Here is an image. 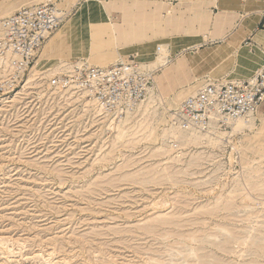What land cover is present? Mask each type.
Instances as JSON below:
<instances>
[{"label":"rangeland","instance_id":"rangeland-1","mask_svg":"<svg viewBox=\"0 0 264 264\" xmlns=\"http://www.w3.org/2000/svg\"><path fill=\"white\" fill-rule=\"evenodd\" d=\"M50 2L0 0V22L25 8L51 9V4L55 16L62 18L53 30H15L12 48L20 59L14 72L5 78L0 74V238L5 240L0 264H264V208H246L239 200L255 186L250 196L264 203V98H255L254 125L243 132L224 121L236 116L233 110L217 113L221 119L215 124L227 134L219 147L189 145L185 136L174 137L169 128L173 122L200 128L209 122L203 105L212 88L188 99L182 97L183 89L204 82L224 92L232 80H243L239 73L245 67L237 64L236 52L219 62L228 54L227 44L212 43L194 53L185 47L187 35L152 40V29L125 27L124 20L130 26V20L138 19L131 10L120 21L112 10L124 8H108L103 0L116 27V50L98 0ZM65 26L66 46L60 50L70 61L82 62L76 67L80 86L87 85L95 66L108 67L116 78L97 89L105 90L110 100L119 95L117 100L126 101L114 106L108 101L98 113L81 94L83 87L73 86L67 94L76 78L66 73L29 80L47 37ZM258 27L264 29V23ZM251 42L243 43L247 50ZM6 44V36L0 37V55L11 46ZM89 44L95 53L91 62L85 58ZM160 49L170 52L163 63ZM99 55L115 64L95 63ZM58 59V54L51 55L50 64ZM166 61L173 70L160 85ZM231 69L239 76L222 79ZM123 70L126 75H114ZM179 90L180 99L174 101ZM127 96L136 106H145L150 96L156 103L147 119H133L125 139L115 143L108 121L126 117ZM217 101L223 104L220 96ZM167 220L173 224H164Z\"/></svg>","mask_w":264,"mask_h":264},{"label":"bare ground","instance_id":"bare-ground-1","mask_svg":"<svg viewBox=\"0 0 264 264\" xmlns=\"http://www.w3.org/2000/svg\"><path fill=\"white\" fill-rule=\"evenodd\" d=\"M86 1V0H85ZM88 2L90 0H87ZM100 2V4L102 5V9L104 8L105 12L106 13V19H107V22L109 24V32L111 34H108L110 36V39H111V44H113V46L111 48L113 49H116L118 50V44H117V36H116V27H115V24H114V21L112 20L111 16L108 14V11L106 10V6L105 4L102 2L103 0H98ZM12 4V3H11ZM16 4V3H15ZM87 4V3H86ZM91 4V3H90ZM92 5V4H91ZM87 6V5H86ZM9 7V6H8ZM83 7V6H82ZM10 8V7H9ZM9 8H7V12L6 13H9L10 10H8ZM85 8V6H84ZM90 8V5H88V8L87 10H89ZM82 9V8H81ZM91 9V8H90ZM93 9V8H92ZM98 11V9H97ZM3 14V13H2ZM96 14V13H95ZM102 16V15H101ZM104 16V15H103ZM105 17V16H104ZM248 17L247 16H244V15H241L239 17V22L240 25H239V29L240 27L242 26L243 22L247 19ZM102 19V18H100ZM105 19V18H104ZM4 21V20H3ZM3 21L0 22V37H5V34H6V30L4 29V25H3ZM105 21V20H103ZM102 21V22H103ZM99 22V21H97ZM90 23L94 26L96 24V22H94V20H92L91 18V21ZM106 23V22H105ZM103 24V23H102ZM66 25V24H65ZM98 25V23H97ZM73 26V25H72ZM74 27V26H73ZM104 27V26H103ZM99 28V27H98ZM97 28V29H98ZM102 28V27H101ZM106 28V27H105ZM234 29V28H233ZM238 29V31H239ZM95 30V29H94ZM102 30V29H101ZM237 30V28H235L231 33L230 35L225 38V39H221L219 40V42H215L218 44H221V43H224L226 42L227 40H229L230 38L233 40L236 36H238L239 33L235 32ZM108 31V30H107ZM101 32H104V31H101ZM106 33V32H105ZM50 34V33H49ZM48 34V35H49ZM68 35V30L65 27L63 28H59L57 29L53 35L47 37L46 41H45V46L43 47L41 53L39 54V57L37 59V61L35 62V65H34V68H32L31 72H30V77H29V80L30 81H35L41 77H45V78H52V76H58L60 74H63V73H66L67 75L70 76V78H74L75 75L77 74L76 72V67H80V65L82 64V62H78V61H70V59H67L66 58V55H63V50H60L62 49L61 47H65L66 45V41H65V36ZM99 35V33H98ZM97 37V36H96ZM100 37V36H98ZM97 37V38H98ZM239 37V36H238ZM105 39V38H104ZM238 40V39H237ZM101 41V40H100ZM103 41V40H102ZM110 42V41H109ZM189 43V52H197L200 47L199 46H196L195 48H191L190 47V42ZM188 43L185 44V47L187 48L188 46ZM196 43V41H195ZM239 43V42H238ZM5 44V43H4ZM94 45V44H93ZM104 45V44H103ZM101 44V46H103ZM107 45V44H106ZM110 45V44H109ZM214 45V44H213ZM3 46V45H2ZM100 46V45H99ZM231 47L232 49L234 48L235 50H233L234 52H236V55L238 52H240V45H235V44H231ZM101 48V47H100ZM110 49V47H104V49ZM194 49V50H192ZM4 51V54L3 55H0V66H2V71L0 72V74L4 77H6L7 74H9L11 71L14 70L15 67V63L16 61H18V59H20V56L19 54L12 48V46H7ZM231 50V49H230ZM98 51V50H97ZM204 52V49L202 50ZM251 51V50H250ZM231 51H228V54L227 53H224L223 57L220 59L219 62H221L223 59H225L229 54H230ZM168 53L170 52H167V51H163L160 49L159 51V54H160V57H159V61L160 63H163L165 62L166 58L168 57ZM55 55L58 54L59 56V59L57 60V62L55 64H50V61H49V57L51 55ZM201 54H203L201 52ZM200 54V56H201ZM95 53H94V50L91 46V44L88 45V54L85 56V58L87 60H90V62L92 61V58L94 57ZM104 55H99V57H96L95 59V63H101V62H106V64H115V62H113V60L111 59H104L103 58ZM193 59L195 57L191 56ZM190 57V58H191ZM71 58V57H70ZM205 59V54L203 56L200 57V59ZM106 60V61H105ZM197 61V60H196ZM90 62H88L89 65H92ZM167 62V61H166ZM198 62V61H197ZM196 62V63H197ZM195 63V62H194ZM167 64V65H166ZM165 65H164V69H163V75L161 77L158 78V81H159V84L162 85L165 81H167V79L169 78V74L171 73V71L173 70V68L170 66V64L167 62ZM179 65H181V63H178ZM156 65V64H155ZM94 66V65H93ZM97 69H101L100 71H102V74H105L107 72V68L108 67H100V66H95ZM110 67V66H109ZM163 67V66H162ZM81 69V68H80ZM175 69H178V67L176 66ZM126 71V70H125ZM130 71V70H128ZM14 72V71H13ZM79 72V71H78ZM176 72V71H175ZM260 72H258L259 74ZM13 74V73H12ZM198 75V74H197ZM196 75V76H197ZM232 75L231 74H228V75H225L224 78L222 79H227L228 76ZM4 77V78H5ZM61 77V76H59ZM201 76L198 77V79L200 78ZM257 77V76H256ZM256 77H253L252 79H248L247 81L250 82V85L253 86L255 84V78ZM50 78V79H51ZM230 81V80H229ZM227 82V81H225ZM243 80H240V79H237V80H232L231 84H236V85H239V84H243ZM39 83V82H38ZM73 83L75 84H72V86H67V88H65L66 92L69 90L70 92L67 93L68 95L71 94V89L74 88V87H78L77 85V82L74 80ZM64 84V83H63ZM216 84V83H215ZM230 85V84H229ZM74 86V87H73ZM212 86H214L215 88H219L220 86L219 85H214L212 84ZM60 87V86H59ZM163 87V86H162ZM208 86H206V84L203 82L201 84H198V85H194L193 87H189L188 86V90L187 88L183 89L185 90L183 93H182V97L183 96H186L185 99H188L189 97H192L194 96L195 94H197L198 92H201L203 90H205V88H207ZM62 88L59 90L61 91ZM64 90V89H63ZM182 90V89H181ZM181 90H179V92L177 91L174 95V98L173 100L174 101H179L180 99V93H181ZM56 92V91H55ZM54 92V93H55ZM174 92V91H172ZM73 93V92H72ZM214 93V92H213ZM64 93L60 94V97L61 95H63ZM81 94L83 96H87V100L89 101V103L94 107L95 111L98 112V113H103L104 110L106 109V103L100 101L97 97L94 96V90L93 88L92 89H83ZM59 95V94H58ZM164 95L166 96H169L168 94H166L164 92ZM64 96V95H63ZM66 96V95H65ZM69 97V96H68ZM127 109H126V117L125 118H122L121 120H115L113 119L112 117L109 119L108 121V125H109V128H111L110 130H113L114 131V142L115 143H118L119 141H122L125 139V137L127 136V133L129 131V129L131 128L130 124L132 122L133 119H136V118H139L140 116H145L144 117L145 119H147V117L149 116V112H151V109L150 107L154 105V103H156V98H154V96H150V100L149 102L142 107V105H133V103L130 101V98L129 96H127ZM161 99V98H160ZM167 101L168 99H171L170 97L166 98ZM124 101L126 100H117V103H115L116 105H120L122 104ZM183 103V102H182ZM181 103V105H182ZM204 108L206 109V113H208V115H206L205 117H209V122L205 123L204 126H202L203 128H200V127H196L195 125L193 126H186V127H183L182 125L180 124H175V122H173L172 126H170V130H171V134L172 136L176 137L178 135H182V136H185L186 138V143L189 144V145H194V146H209V147H219L220 144H223L222 142V139L223 137H225L227 134L225 132H222L218 129V127L216 126V120H219L221 119V117L219 116V112L222 113L223 111V106L221 104H219L217 102V95H212L210 97H208V101H207V104L204 105ZM165 116L162 117V119H164ZM173 119V118H172ZM227 124L230 123L231 124V127H233L234 131L235 132H243L245 129H251L253 127V123L255 121V117L252 116V112H249V113H246L245 116H240V117H235V118H230L228 120H224ZM143 123L142 122L139 127H142L143 126ZM204 123V121L202 122V124ZM200 124V123H199ZM206 127V128H205ZM223 133V134H222ZM224 135V136H223ZM225 141V140H224ZM228 141V140H227ZM261 144V143H259ZM229 146V145H228ZM111 154V153H110ZM109 155V153L107 154ZM107 155L105 154L103 156V160H106L105 158L107 157ZM102 156V155H101ZM256 190V187L255 186H251L249 188L247 192V194L245 195H242L240 197V203L246 207V208H252V207H255V205H258V206H261V208H264V203H258L255 202V198L252 199L253 197L250 196V192L249 191H254ZM241 195V194H240ZM259 200V199H258ZM256 199V201H258ZM261 201V200H260ZM255 204V205H254ZM240 205V204H239ZM158 217H161L158 216ZM157 217V218H158ZM164 224H173V222H169V220L165 221ZM2 236V235H1ZM6 240L8 238H5ZM11 240V239H10ZM9 240V241H10ZM12 242H15L13 240H11ZM5 242V240L0 238V244L2 245L3 243ZM5 245V244H4ZM8 256L10 257L11 256V252L8 253ZM34 256V255H32ZM31 258H34L32 257ZM36 256V254H35ZM24 258V257H23ZM30 258V259H31ZM25 259V258H24ZM48 259V258H47ZM34 261V260H33ZM25 262V261H24ZM53 262V261H52ZM31 263V262H30ZM29 263V264H30ZM36 263V262H35ZM58 263H61V262H58ZM19 264V263H18ZM38 264V263H36ZM44 264H49L48 261H44ZM62 264H67L66 262Z\"/></svg>","mask_w":264,"mask_h":264},{"label":"crops","instance_id":"crops-1","mask_svg":"<svg viewBox=\"0 0 264 264\" xmlns=\"http://www.w3.org/2000/svg\"><path fill=\"white\" fill-rule=\"evenodd\" d=\"M246 1L106 0V4L108 8H124L119 12L112 10L113 17L118 15L120 21H122V15L126 10H131L132 16L135 15L138 18L132 21L129 19L131 22L130 26L126 22L127 20H124L125 24L128 25L125 26L124 24L125 27H143L144 32L152 29L155 35L152 40L187 35L186 42H190L191 48L219 42V40L227 38L237 28L235 32L239 33V37L236 36L233 40L230 38L226 42L221 43V45L227 44L225 52L230 49V51L235 50L234 48L232 49L231 44L240 45V52L237 53L236 62L241 67H245V70L239 74L240 77L242 76L241 79L246 80L264 65V29H259L258 27L264 23V2L250 3ZM111 3L112 5H110ZM241 15L248 18L239 29L238 27L241 23L239 22V17ZM132 16L128 17L131 18ZM249 38L252 41L250 44L251 51L247 50L248 46L244 47ZM234 57L236 58V55ZM231 72H233V77L239 76L232 69Z\"/></svg>","mask_w":264,"mask_h":264},{"label":"built area","instance_id":"built-area-1","mask_svg":"<svg viewBox=\"0 0 264 264\" xmlns=\"http://www.w3.org/2000/svg\"><path fill=\"white\" fill-rule=\"evenodd\" d=\"M47 1H49V3H51L50 2L51 0H47ZM48 7H50V6H44V7L35 8V9L34 8H25V9L21 10L18 15L15 14L11 17L6 18L4 21L2 20L3 25H4V29L7 31L5 34L6 40L9 42V44H6V46L11 45L13 48L16 47V45L14 43V38H16V36L13 34V32L15 30H18L19 32H21L23 30L31 29L32 27L36 28V27H42V26L43 27L46 26L47 29H51V30H53L56 27L58 28L59 24L61 23L62 18H57L55 16L56 15V12H55L56 8L53 6V4H51V7H52L51 9H49ZM49 12H51V14H49ZM53 14H54V16H53ZM46 19H47V22L45 21ZM51 19H54V21H51ZM77 68H79V67H77ZM120 72H114V75L115 76L126 75L125 70H123V72H121V73ZM110 73L111 72L107 70V72L105 74H102V71H100L99 69H95L93 71V74L88 75L87 79H85L86 80L85 84H87V85H85V87L80 86L82 83L78 82V80H79L78 79V76H79L78 72L74 78H76L78 88H82V87H83V89H92L93 88L94 92H95V90L98 91L97 94L99 96V99L102 102L107 103L108 101H111L110 103H112L114 106L115 100H117L119 98V95L115 96V99L113 101V100H110V97H109V95H107L105 90H98L97 89L98 85L111 81L109 78H116V77H111ZM92 77H94V78H92ZM74 78H71V79H74ZM72 84H75V83L72 82ZM69 86H71V85H69ZM210 88H212V89H210ZM206 89H210L206 94L207 101H208V97H210L212 95H217V99L220 96V98L222 100L221 102L223 103V104H221L223 106V109H228L230 111L233 110V112L236 115L235 117L245 116L246 113L254 111V109L257 105L256 103H254L257 95H260V98H259L260 100H262V98H264V92H263L264 91V69L255 78V84L253 86H251L250 82H248V86H245L244 83L239 84V85L230 84L225 88L224 92H222V88L220 89V87L215 88L214 86H211V87L205 88V90ZM231 118H233V117H231Z\"/></svg>","mask_w":264,"mask_h":264}]
</instances>
